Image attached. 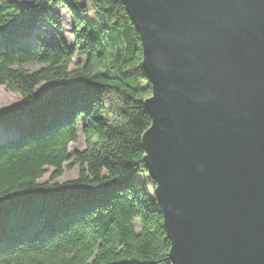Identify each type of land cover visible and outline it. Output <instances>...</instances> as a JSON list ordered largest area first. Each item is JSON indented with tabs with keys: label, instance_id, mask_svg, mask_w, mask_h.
<instances>
[{
	"label": "trees",
	"instance_id": "1",
	"mask_svg": "<svg viewBox=\"0 0 264 264\" xmlns=\"http://www.w3.org/2000/svg\"><path fill=\"white\" fill-rule=\"evenodd\" d=\"M63 6L73 42L60 35ZM142 56L120 0H0V86L25 98L0 112V264H172L144 163L152 88ZM74 57L84 64L71 69ZM28 61L43 66L29 71ZM79 133L86 146L70 152ZM69 161L77 178L39 181Z\"/></svg>",
	"mask_w": 264,
	"mask_h": 264
},
{
	"label": "water",
	"instance_id": "2",
	"mask_svg": "<svg viewBox=\"0 0 264 264\" xmlns=\"http://www.w3.org/2000/svg\"><path fill=\"white\" fill-rule=\"evenodd\" d=\"M172 264H264V0H120Z\"/></svg>",
	"mask_w": 264,
	"mask_h": 264
},
{
	"label": "rangeland",
	"instance_id": "3",
	"mask_svg": "<svg viewBox=\"0 0 264 264\" xmlns=\"http://www.w3.org/2000/svg\"><path fill=\"white\" fill-rule=\"evenodd\" d=\"M30 1L31 0H18V2L22 5H26ZM87 8H88L87 13L89 15H92V10L90 9V5L87 4ZM58 11L61 14V26L63 28L61 30L60 35H62V37H64L66 41L73 42L74 37L71 32V24H72L71 12L69 11L67 7H64V6L58 8ZM55 31L56 30L53 29L54 33L52 32L51 37L55 41H59L60 36L56 35ZM82 64H84V60L82 58L74 57V62L71 65V69L76 68L77 66L82 65ZM42 66L43 64L37 61H28L22 65V67H24L26 70H29V71H35ZM53 84H54V81L42 82L41 84L37 86V89L35 91L36 94L39 96L46 95V93L52 87ZM24 104H25V98H23L21 94L11 91L5 85L0 86V112L1 111H14ZM6 135H7V132L2 126H0V137L4 138ZM85 146H86L85 138L82 133H79L78 140L69 145V151L73 152L74 150H83ZM71 161L66 162L64 164L63 174L61 176L53 178L52 174H53L54 169L48 168L47 172L44 174L43 177L39 179V181L40 182L48 181L50 183H55V182L63 183L68 180L77 178L79 176L80 166L79 164H70ZM141 177L142 179H145V181L148 183V187L151 188L152 183L150 181L152 180L148 176V173L147 174L143 173ZM136 225H137V230H138V224L136 223Z\"/></svg>",
	"mask_w": 264,
	"mask_h": 264
}]
</instances>
